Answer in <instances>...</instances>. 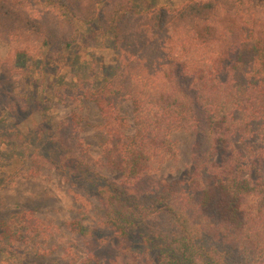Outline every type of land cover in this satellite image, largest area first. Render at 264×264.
<instances>
[{
  "label": "trees",
  "instance_id": "trees-1",
  "mask_svg": "<svg viewBox=\"0 0 264 264\" xmlns=\"http://www.w3.org/2000/svg\"><path fill=\"white\" fill-rule=\"evenodd\" d=\"M137 1L0 0V41L12 59L76 50L78 22L109 33L117 54L94 97L116 177L93 172L71 125L39 130L55 154L35 158L96 193L112 239L80 229L92 261L147 264L138 241L166 264H264V160L240 146L264 138V0ZM121 100L132 102L131 132L115 106ZM11 102L20 113L22 103ZM187 126L195 134L190 173L160 180L176 153L171 135ZM29 219L0 215V264L40 229Z\"/></svg>",
  "mask_w": 264,
  "mask_h": 264
},
{
  "label": "rangeland",
  "instance_id": "rangeland-1",
  "mask_svg": "<svg viewBox=\"0 0 264 264\" xmlns=\"http://www.w3.org/2000/svg\"><path fill=\"white\" fill-rule=\"evenodd\" d=\"M185 1L137 2L146 8L150 4L175 7ZM77 24L76 50H67L58 58L43 57L48 54L46 47L36 59L15 55L13 60L10 45L0 41V215L16 221L28 215L40 226L37 232L25 233L22 246L13 251L16 256L7 259L9 264H101L88 257L80 229L112 239L96 193L67 181L50 161L35 158L38 153L45 157L55 154L47 134L42 139L39 130L56 131L64 124L71 125L88 151L93 172L116 177L105 156L107 120L94 100L101 81L97 78L115 72L114 41L95 24ZM12 99L22 103L18 114L12 112ZM115 106L127 118L131 132V100H121ZM171 139L176 153L157 173L160 180L168 182L190 173L195 134L187 126L174 131ZM240 146L264 160V138ZM136 245L141 249L140 262L166 264L158 248L150 249L138 241Z\"/></svg>",
  "mask_w": 264,
  "mask_h": 264
}]
</instances>
